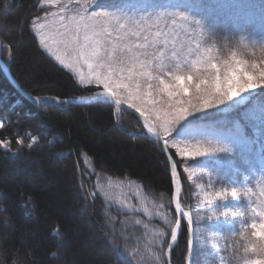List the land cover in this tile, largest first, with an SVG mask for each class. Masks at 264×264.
I'll use <instances>...</instances> for the list:
<instances>
[{"label":"trees","instance_id":"obj_1","mask_svg":"<svg viewBox=\"0 0 264 264\" xmlns=\"http://www.w3.org/2000/svg\"><path fill=\"white\" fill-rule=\"evenodd\" d=\"M157 1L162 0L152 2ZM182 3L195 11L202 38L219 62L235 53L249 63H264V0ZM48 11L41 0H0L1 61L12 79L32 97L69 100L102 91L79 85L71 71L42 49L32 23ZM223 119L225 133L237 139L243 123L229 116ZM0 121V141L8 142L7 148L0 146V232L5 234L8 221L14 228L9 238L0 234L6 261L57 264L62 253L64 264H166L164 254L176 223L173 180L161 145L135 116L108 103L32 106L0 67ZM189 121L195 128L206 122ZM154 125L167 141L176 167L181 207L192 217V255L187 258L190 230L182 219L169 263L199 264L195 237L202 223L194 210L187 166ZM12 164L29 170L33 164L42 167L52 181L50 187H30L21 175L14 183L4 181L3 187V173ZM242 233L223 235L230 243L229 264L244 261Z\"/></svg>","mask_w":264,"mask_h":264},{"label":"snow or ice","instance_id":"obj_2","mask_svg":"<svg viewBox=\"0 0 264 264\" xmlns=\"http://www.w3.org/2000/svg\"><path fill=\"white\" fill-rule=\"evenodd\" d=\"M96 0H85L75 15L67 4H61L58 12L37 17L33 21L36 35L43 49L53 55L65 69L75 73L81 86H96L102 91L93 98L110 101L117 108L126 106L144 118L148 132H154L158 124L165 136H170L173 125L192 112L211 108L232 99L250 89L264 87V63L232 58L220 62L211 56H202L193 69L182 72L180 63L169 66L165 63L161 44L168 42L170 35H178L189 25L200 29L199 21H191L184 13L161 12L155 16H119L106 10H97ZM44 4H60V0H42ZM170 20L171 24L166 23ZM42 21V22H41ZM123 21V22H121ZM164 26L161 27V23ZM156 28L155 33L152 29ZM199 47L197 46V52ZM39 103V99L37 98ZM56 105L79 101L61 100L52 97ZM0 121V127H3ZM35 137H32L33 143ZM17 143H22L17 140ZM167 143V141H165ZM0 146L8 147L7 141ZM32 144H29V148ZM172 147L183 157L194 158L209 151L220 149L201 144L173 142ZM175 173V165H173ZM243 195L258 202L250 206L251 222L242 233L246 240L243 247L244 264H264V188L257 194L251 188H223L214 195H205L207 206L217 200L234 199ZM176 212L192 223L189 212L182 209L179 200ZM213 216L243 217L246 212L229 211L213 213ZM177 228L180 220L176 221ZM177 230L171 232V241H177ZM189 254L191 241L188 242ZM215 247V245H213ZM172 245H169V254Z\"/></svg>","mask_w":264,"mask_h":264},{"label":"rangeland","instance_id":"obj_3","mask_svg":"<svg viewBox=\"0 0 264 264\" xmlns=\"http://www.w3.org/2000/svg\"><path fill=\"white\" fill-rule=\"evenodd\" d=\"M152 1L96 0L94 7L97 10H106L119 16H135L137 19L141 15L155 16L161 12L184 13L191 18V21H197L195 11L192 8H186L182 0H162L157 1L158 3ZM84 2L85 0H60V4H44L41 0L43 7H49V11L41 17L58 12L61 4H67V7L72 9L68 14L75 15L76 10ZM251 2L255 5L254 1ZM164 23H161V27L164 26ZM166 23L171 24V21L168 20ZM199 23V30L195 29V25H189L178 35H170L166 44L160 45L164 51L166 64L171 66L179 62L181 71L187 72L196 66L195 62L202 56H211L214 61L219 62L214 57L210 46L202 38L204 30L202 23ZM32 29L35 33L33 23ZM155 31L156 28H153L152 32L155 33ZM36 37L39 41V37L37 35ZM197 46L199 47L198 52ZM46 54L59 64L53 55L48 52ZM231 58L232 56L229 59ZM73 75L75 76V73ZM262 91H264L263 87L250 89L222 104L192 112L172 126L170 136H165L162 131L163 137L168 140L171 147L175 141L179 143L180 147H184L185 144L190 146L201 144L205 147L220 149L190 158L180 156L176 148L172 147L187 166L188 179L196 197L194 210L199 213V220L202 223L196 231L195 237L196 259L199 264H229L226 249L229 248L230 243L224 236L227 231H244V226L251 222L248 209L258 202L256 196L252 197V200H248L241 195L237 199L217 200L214 204L207 206L205 195H214L216 191H221L223 188L243 189L245 187L251 188L258 194L261 188H264V96H262ZM226 116L238 119L243 123L242 129H238L237 139L229 136L223 129L225 125L223 118ZM193 118L203 119L206 122L202 125L203 127L195 128L190 125L191 121H189ZM213 122L214 126L218 128L217 130L211 127ZM186 123L188 125H182ZM20 175L27 179L30 187H50L52 182L46 175H39L38 172H32L27 168H20L12 164V167L3 173L2 186H6V181L14 183ZM229 211H243L246 212V216L212 215ZM1 216L7 219L4 214ZM3 227L5 234L0 232L3 238L13 235L14 228L11 227L9 221ZM19 243L25 245L22 240H19ZM15 257L19 256L15 255ZM30 260L33 261V259ZM57 264H64L62 253L58 254ZM241 264H244V261Z\"/></svg>","mask_w":264,"mask_h":264},{"label":"water","instance_id":"obj_4","mask_svg":"<svg viewBox=\"0 0 264 264\" xmlns=\"http://www.w3.org/2000/svg\"><path fill=\"white\" fill-rule=\"evenodd\" d=\"M0 67H1V69H2V71L4 73V75H5V78L9 82V84L29 104H31L32 106H35V107H41V106H56V104H53V103L50 102V100H51L52 97H32L29 94L25 93L17 85V83L12 79L11 75L9 74L8 69L1 62V44H0ZM95 96L96 95H94V96H92L90 98L69 99V100L79 101V102L68 103V104H61V105H91V104H96V103H100V102L109 103V104L114 105L110 101L105 100L103 98H101V100H99V101H96V100L93 99ZM37 98L39 99V103L37 102ZM119 109H122V110H125V111L129 112L130 114H132L133 116H135L137 119H139L140 122L142 123L141 118H143V117H140L139 113L135 112L134 109H129L126 106H121ZM150 137L152 139H154L155 141H157L161 145L162 150H163V154L165 155L166 161H167V163L169 165L170 174H171V177H172V180H173V192H172L173 207H174V211H175V214H176V221L177 220H180V222H181V218L182 219H184V218L181 215H179L176 212V210H175V204H176V201L179 200V193H180V185H179V188H178L177 185H176V181H175L176 178H177L176 168H175V173H173V165H174V163H173L172 158H171V156L169 154V151L167 149V146H166L165 141L162 139V137L158 133V131H157V129H156L155 126H154V136H150ZM184 220L188 224L187 220L186 219H184ZM189 227H190V230H191L192 223H191V225ZM174 229L177 230V237H178L179 230H180V226H179V228H177V225H175V228ZM190 238H191V233H190ZM176 244H177V241L175 243H173L170 240V242H169V244L167 246V249H166L165 255H164V258H165V261H166L167 264H170L169 263V258H170L169 245H172V248H171V250H172Z\"/></svg>","mask_w":264,"mask_h":264},{"label":"bare ground","instance_id":"obj_5","mask_svg":"<svg viewBox=\"0 0 264 264\" xmlns=\"http://www.w3.org/2000/svg\"><path fill=\"white\" fill-rule=\"evenodd\" d=\"M5 67H6V66H5ZM98 92H100V91H98ZM98 92L94 93L92 96L96 95ZM92 96H90V97H92ZM80 98H88V97H80ZM77 99H79V98H77ZM111 105H112V104H111ZM113 106H114V105H113ZM114 107H115V106H114ZM115 108H117V107H115ZM117 109H119V108H117ZM141 121H142V124H143V126H144V118H141ZM144 128H145V130L147 131V133H148L150 136H154V132H148V130H147V128H146L145 126H144ZM31 169H34L36 172L39 173V175H40V174L45 175V173H44V171H43V168L37 166L36 164H33V165L30 167V170H31Z\"/></svg>","mask_w":264,"mask_h":264},{"label":"clouds","instance_id":"obj_6","mask_svg":"<svg viewBox=\"0 0 264 264\" xmlns=\"http://www.w3.org/2000/svg\"><path fill=\"white\" fill-rule=\"evenodd\" d=\"M238 197H235L234 199H237ZM0 264H22V262L18 259H13L11 262H8L4 258V252L0 250Z\"/></svg>","mask_w":264,"mask_h":264}]
</instances>
